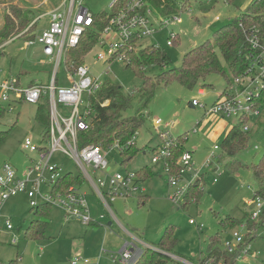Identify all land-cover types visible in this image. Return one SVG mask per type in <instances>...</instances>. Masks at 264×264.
<instances>
[{
  "label": "rangeland",
  "instance_id": "1",
  "mask_svg": "<svg viewBox=\"0 0 264 264\" xmlns=\"http://www.w3.org/2000/svg\"><path fill=\"white\" fill-rule=\"evenodd\" d=\"M111 1L85 0V6L96 17L108 12ZM171 1L177 8L176 12L171 14L178 15L181 22L174 23L168 29L143 39L136 49V52H139L141 49L158 46L166 52L168 66L163 69L159 66L146 68L145 75L151 78L160 75L162 71L181 66L186 53L206 41L214 40L218 30L245 13L242 9L251 0H235L233 4L225 0ZM64 2L65 0H0L1 77L19 78L23 88L36 83L48 87L52 83L53 64L43 54L42 46L36 42L35 45L25 48V43L33 38L20 37L24 34L22 33L15 38L12 34L7 39H3L2 33L5 27V15L10 12L11 6L30 11L27 16L28 22L34 23L36 19L44 15L37 23L36 30L29 35L36 38L43 29L48 27V12ZM153 9L154 18L157 20H160V16L171 15L164 13L162 8L153 6ZM19 22H16V28L24 25V23L20 25ZM171 32L179 35V38L175 45L168 46L167 41ZM101 52L107 55V48L102 49L97 46L83 58L91 76L101 78L103 83L113 82L122 88L125 95L138 93L143 87V81L133 69L127 68L125 63H106L98 60V54ZM74 57H77L76 50L68 53L67 60L70 62ZM67 73L63 63L58 71V87L69 85ZM205 83L212 86V88L204 89L206 96L199 94L200 86L193 90H187L178 83L158 86L154 99L145 111V125L138 132L137 147L140 152L125 165V159L117 154L116 150L107 155L111 175L125 174L126 171H138L144 166H153L154 176L141 186L144 192H137L126 199L116 198L111 203L114 213L111 215L99 203L88 184L84 183L83 188L90 195V205L94 214L104 215L105 220L99 222V226L91 228L73 220H66L59 210L52 209L50 216L44 220L48 224L47 230L43 239L39 240L28 238L27 230L32 222L41 218L40 215L35 213L26 196H16L4 205L2 214L11 219L18 243L12 245L11 236L1 234L0 261L6 264L13 262L16 264H71L72 259L79 254L83 259H99V264H113L111 257L118 258L126 245L144 249L145 246L141 244L143 242L155 247L166 228L176 226L179 244L175 249V255L172 254V256H181L191 264H199V258L206 254V241L221 233L220 221L229 216L241 222L236 228H227L225 232L223 231V238L230 239L234 231L242 233L245 239L252 235L256 237L251 240V252L242 256L236 264H264V227L258 230L257 235H249L247 224V219H250L249 213L254 209V205L248 204L253 202L254 192L258 189L260 182L255 179L253 170L264 158V110H261L259 117L247 121L246 125L249 126L248 132H250L248 145L234 159L224 156L222 150L215 151V158L211 159V162L212 168L215 167L218 170H208L205 163L214 152V146L221 147L227 132L239 121L237 118L206 115L204 109L191 107L192 101L197 100L209 108L217 96L228 88L226 81L215 75L208 77ZM88 105L89 96L85 94L81 112H84ZM13 106L15 108L10 112V104L0 101V133L5 135L3 143L0 144V167L4 163H9L21 174L29 166L30 160L37 158V155L24 149L25 139L30 138L33 143L40 144L45 135V127L35 119L37 105L21 103L13 104ZM140 107L136 97L132 102V108L125 113V116H135ZM64 112L65 115H69L70 110L64 109ZM157 119L163 122L160 128L154 124ZM166 124L169 125L166 127ZM196 127L199 132L192 134ZM161 132H169L175 139L187 133L185 150L194 154L195 167L200 171V175L194 177L195 173H185L182 182L191 184L196 180H202L204 184V192L199 202H192L187 208L180 209L170 200L175 189L169 187V175L164 167L152 164L153 149L161 145L159 138ZM231 161L240 163L243 168L237 172H229L224 165ZM54 164L62 167L64 173L70 172L76 176L82 173L73 162L58 154L54 156L52 165ZM148 196L150 198L148 200L142 198ZM184 202L185 200L182 204ZM191 220L196 225H190ZM110 223L113 224L111 228L108 227ZM198 225H203L202 231L197 229ZM130 234L134 238H131ZM102 250L104 253L100 255ZM170 259L169 264H183L173 257Z\"/></svg>",
  "mask_w": 264,
  "mask_h": 264
},
{
  "label": "built area",
  "instance_id": "2",
  "mask_svg": "<svg viewBox=\"0 0 264 264\" xmlns=\"http://www.w3.org/2000/svg\"><path fill=\"white\" fill-rule=\"evenodd\" d=\"M252 1L242 10H245ZM153 11V5L149 0H112L108 12H104L109 17L108 25L100 32L99 41L95 46L102 49L106 47L107 55L103 52L99 53L98 60L106 63L127 64L129 54L137 49L143 39L168 29L174 23L181 22V18L176 14L160 16V20H157L154 18ZM48 16V27L43 29L35 39L27 41L25 48L35 45L36 42L42 46L43 54L53 64L52 83L48 87L36 83L34 86L23 88L18 78L0 76V101L10 104V112L15 108L13 104L21 103L31 105L46 103L50 109V128L47 139L43 136L41 143L35 144L27 138L23 144L24 149L37 155V158L31 159L29 166L21 174L9 163H4L0 167V235L4 233L11 236L12 245L18 243V237L14 234L11 219L2 214V209L10 199L19 195L26 196L34 209L49 206L59 210L66 220H73L83 226L96 224L92 216L89 194L83 188L84 184L69 185L65 189L60 185L59 180L70 172L64 173L62 167L52 165L56 154L75 164L82 172L79 175L85 184H88L99 203L111 215H114L111 203L116 198L126 199L137 192H143L141 188L143 183L135 171L111 175L107 160V155L115 150L117 154L125 155L126 149L135 142L138 134L126 147L115 144L106 151L90 145L81 148L78 144V133L88 131L90 128V104L84 112L80 110L83 97L85 94L90 97L97 93L102 88L103 82L101 78L92 77L85 64L71 72L67 64V54L78 48L84 35L94 29L96 17L85 6V0H65L63 4L52 9ZM43 17L44 15L40 16L34 23H38ZM178 38L179 35L171 32L167 45L173 46ZM247 40L254 54L250 58L246 72L241 77L235 78L225 90L223 97L209 108L197 100L192 101V108L204 109L206 115H218L228 119L237 118L239 122L240 120L249 122L261 115V110H264V33L253 29L247 35ZM63 63L68 72L69 85L58 87V71ZM199 93L204 94L202 91ZM106 104L107 102L102 106ZM64 109L70 110L69 115H65ZM154 124L160 128L163 122L157 119ZM168 125L166 124V127ZM243 131H249V126L245 125ZM198 132L199 129L196 127L192 134ZM159 138L161 146L153 153L152 164H161L164 167L169 175V187L175 189L170 200L181 209L184 204L182 201L185 200L191 185L182 182L183 175L195 173L194 177H199L200 171L195 167L193 154L186 151L177 161L179 172L177 175H172L167 160L171 156L170 149L176 144V139L169 132H161ZM218 150L220 147L215 145L214 152L205 163L208 170L213 169L211 159L215 158V151ZM248 205H254V209L249 213L250 220L258 222L264 214V198L254 192L253 202ZM104 217L101 215L100 219ZM190 225H196V223L191 220ZM197 229L202 231L203 225H198ZM248 233L257 235L258 230L248 231ZM239 247H241L239 259L251 252V245H245V236L234 231L231 238L224 241V250L233 253ZM145 248L157 250L155 247ZM103 253L102 250L100 255ZM142 254V249L126 245L118 258L112 256L111 261L113 264H136ZM170 257L180 263L191 264L178 256L171 255ZM99 262V259H83L78 254L72 259L71 264H99ZM0 264L6 263L0 261ZM206 264H213V261H208Z\"/></svg>",
  "mask_w": 264,
  "mask_h": 264
},
{
  "label": "trees",
  "instance_id": "3",
  "mask_svg": "<svg viewBox=\"0 0 264 264\" xmlns=\"http://www.w3.org/2000/svg\"><path fill=\"white\" fill-rule=\"evenodd\" d=\"M231 4L235 0H225ZM149 2L157 7L162 8L164 13L171 14L176 12V4L171 0H149ZM183 1V6H185ZM10 12L5 15V27L2 33V38L7 39L12 36H26V39L35 38L29 36L33 30H36L37 23L28 22V14L30 11L21 10L18 7L11 6ZM243 15L236 18L231 24H228L218 30L214 35V40L206 41L204 44L190 50L184 56L182 64L179 67L162 71L155 78L145 75L146 68L159 66L161 69L168 66L169 60L166 52L158 46H151L146 49L136 50L129 54V60L126 67L133 71L142 79L143 87L134 95H125L121 87L111 81H105L102 88L89 97L90 128L88 131L78 133V144L81 148L85 146H95L106 151L115 144L127 146L129 142L143 128L146 121L145 111L148 105L155 97L156 88L160 85H171L178 83L187 90H193L200 86L201 90L212 88L206 84V79L212 75L223 78L227 85L230 86L234 79L241 77L247 70L251 56L254 54L247 40V35L253 29H258L264 33V0H253L248 7L243 10ZM109 17L107 13L96 16V26L94 29L85 34L81 44L76 48L77 57H74L70 62L67 61L71 71L81 65H84L83 58L87 55L99 41L100 32L108 25ZM17 21H20L21 27H15ZM19 25V26H20ZM16 28V32L14 33ZM32 40V39H31ZM178 40V39H177ZM174 42V45L177 43ZM135 47V43H134ZM68 55V54H67ZM31 84L28 87L34 86ZM138 98L140 108L135 116L126 117L125 113L132 108V102ZM106 105L102 106L104 103ZM36 121L45 127L44 139H47L50 128V109L48 104L40 103L37 105ZM247 124V120H240L226 135L222 142L220 150L224 156L235 158L237 154L248 145L250 132L243 131V127ZM187 133L179 135L176 138V144L170 149L171 156L168 158V165L172 175H177L179 167L177 165L178 158L182 156L185 150ZM5 139L4 133H0V144ZM161 146V145H160ZM157 149H153L156 152ZM140 152L137 147V139L130 145L123 155L125 163L131 162L132 159ZM223 157V156H222ZM224 167L229 172H237L243 165L235 161L225 164ZM254 177L259 180L258 189L255 194L264 198V158L254 167ZM137 177L142 183L150 180L153 175V166H144L138 171H135ZM63 189L69 185H83V178L72 173H66L59 180ZM204 192V184L202 180H196L191 183L188 193L185 196L183 208L189 207L192 202L198 203ZM142 199V198H140ZM53 208L49 206H41L33 209L35 213L40 215V219L32 222L27 230V237L31 239H43L44 233L47 230L48 224L44 221L50 216ZM247 217V215H245ZM241 221L231 217H225L220 221L222 228L221 233L210 237L207 241L206 254L202 255L199 264H206L208 261H213V264H236L240 257L239 247L233 253L224 250L223 238L227 228L234 229L240 225ZM249 231H257L264 227V214L258 222H252L247 219ZM256 237L252 235L245 239V245H251V240ZM179 240L176 235V226H169L161 237L157 250L145 248L143 254L136 264H169L170 257L175 252ZM175 255V254H174ZM10 264H16L15 262Z\"/></svg>",
  "mask_w": 264,
  "mask_h": 264
},
{
  "label": "crops",
  "instance_id": "4",
  "mask_svg": "<svg viewBox=\"0 0 264 264\" xmlns=\"http://www.w3.org/2000/svg\"><path fill=\"white\" fill-rule=\"evenodd\" d=\"M51 11V10H50ZM49 11V12H50ZM48 12V13H49ZM18 80H19V78H18ZM226 90V89H225ZM225 90L221 93V94H219L218 96H217V98H216V100H215V102L219 99V98H221V97H223V94H224V92H225ZM200 91H202L204 94L203 95H201L200 93V95L201 96H206V93H205V91L204 90H199V92ZM230 131V130H229ZM229 132H227V134H228ZM226 137V136H225ZM219 151V150H218ZM193 159H194V154H193ZM222 166L224 165L223 163L221 164ZM155 166H160L161 168H163V166L160 164V165H155ZM218 170V168H215V167H213V169H212V171H217ZM243 188V187H242ZM143 192H144V189H143ZM89 197H90V195H89ZM142 198H145L146 200H148V199H150L149 198V196L148 197H142ZM95 199V198H94ZM140 199V198H139ZM96 200V199H95ZM90 201V200H89ZM98 203V202H97ZM90 204H91V201H90ZM99 204V203H98ZM92 216H93V218L96 220V224H92V225H90V227L92 228V227H95V226H99V222H103L104 220H105V218H103V219H100V216L101 215H99V214H94V212H93V209H92ZM101 225V224H100ZM108 227H113V224H109L108 225ZM128 233V232H127ZM130 236H131V238H134V236L133 235H131L130 234ZM142 242V241H141ZM142 245H144L145 247H151L149 244H146V243H141ZM142 247V246H141ZM151 248H153V247H151ZM145 249V248H144ZM143 248H142V250H144ZM178 257H180V258H182V260H184V261H186V262H188V263H190L186 258H184V257H181V256H178ZM199 260H200V258H199ZM199 262V261H198Z\"/></svg>",
  "mask_w": 264,
  "mask_h": 264
},
{
  "label": "water",
  "instance_id": "5",
  "mask_svg": "<svg viewBox=\"0 0 264 264\" xmlns=\"http://www.w3.org/2000/svg\"><path fill=\"white\" fill-rule=\"evenodd\" d=\"M192 107V106H191ZM169 257L171 256V255H168Z\"/></svg>",
  "mask_w": 264,
  "mask_h": 264
}]
</instances>
